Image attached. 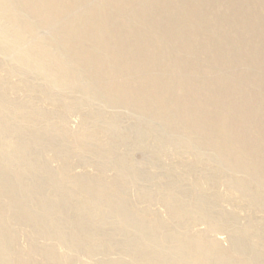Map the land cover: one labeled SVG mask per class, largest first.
Masks as SVG:
<instances>
[{"label":"rangeland","instance_id":"1","mask_svg":"<svg viewBox=\"0 0 264 264\" xmlns=\"http://www.w3.org/2000/svg\"><path fill=\"white\" fill-rule=\"evenodd\" d=\"M6 1L68 68L0 49V264H264V0Z\"/></svg>","mask_w":264,"mask_h":264},{"label":"bare ground","instance_id":"2","mask_svg":"<svg viewBox=\"0 0 264 264\" xmlns=\"http://www.w3.org/2000/svg\"><path fill=\"white\" fill-rule=\"evenodd\" d=\"M0 1L7 3L6 0H0ZM10 1H11L12 6L17 5V3L14 2V0H10ZM22 1L26 5L27 4L31 5L32 7H29L31 9L37 7L38 5H40L42 3H43V6L44 7L49 8V9H45L44 10V13L42 14V16H45V19L44 20H47V22H52V23L53 22H58V24L67 23L65 21V17L64 16H62V15L59 16V13L62 10H63L62 12H64L65 15L67 13V12L64 11L65 10V6L64 5L61 6L62 10H58V9H51L50 8V4L47 3V2H44V0L43 1H41V0H36V1L35 0H22ZM50 1L54 4L55 7H57V5L54 2V0H50ZM146 1L147 0H125L122 3V7H125L127 10H129L132 13L135 14V11L132 10V5H130L131 2L133 4L135 2L137 3V2H146ZM149 1H151V6L153 5V3L157 6V4H156L157 2L155 0H149ZM67 3L70 6H72V5L76 6L77 5V3H75V0H72V1L67 0ZM91 13H93V11H91L90 14ZM132 13H131V15H133ZM78 19H76V20H78ZM143 19H147V18L144 16ZM10 20L13 23L12 30L10 28H8V27H3L2 25H0V49L3 51V53H5L8 56H10L13 59H15L19 63L20 67H22V69H24V71H29V70H35L36 69L39 72H41L42 74H45L49 78H52V79L55 78L56 76H59L60 73H65L66 72V70L68 68L67 63L64 62V61H61V63H62L61 66L60 67H57L58 64H56L51 59V57H56V56H54V55L51 56L50 55V50L44 44L41 47V49L40 48H37V47H29V48H26L27 44H29V43H28V39H27L25 33L28 30L29 26L24 21V17H21L20 10L19 9L16 10V13H15L14 17H12V16L10 17ZM66 25H67L65 27L66 29H69V27H70V29L72 31H74V32H81L83 30V27L77 26L75 23H72L71 25L70 24H66ZM193 25L196 27L197 26L196 25V22H193ZM194 31H196V30L194 29ZM91 33L96 34L95 31H92ZM61 42H62V45H63L62 47H64L63 49H66L67 51H70V50L71 51H75L77 54H79L80 56H82V59H83L84 56L89 55L88 53H84L78 47L76 48L75 47L76 45H74L68 39L67 40L66 39L65 40L62 39ZM131 58L134 61H138L139 56L137 54H133V55H131ZM60 60H62V59H60ZM177 110H178V107H177L176 111ZM185 113L186 114H189L188 116L193 117V114H190V113H187V112H185ZM223 115H225V114H223ZM228 124H229V122L227 123L226 121H223L222 119H220V120H214L213 119V121L209 122L208 125L205 124V123L203 124L201 122L200 123L196 122V125L198 127L203 126L206 129L209 128L213 132H216L219 135L218 136L219 138L217 137L218 140L214 141V143L216 145H220L222 147L225 146L226 144L227 145H230V146L233 145V143L231 141V136H230V133H229V126H228ZM233 137H234V135H233ZM208 144H210V143L208 142ZM231 163H233L235 165L234 162H231ZM259 201H261V200H259ZM14 207L16 208V210L19 213H22V208H18L17 206H14ZM47 213L49 215H51V213H49V211H47ZM16 216H18L17 213L16 212L13 213V218H16ZM124 219H125L126 222H128V220L126 219V217ZM30 222H31V225H33L31 227H34L35 228L36 227L35 222H33V221H30ZM139 226H140V223H139ZM36 228H38V227H36ZM43 233L45 235H48V236H51V237L52 236L53 237L54 236H57L58 238H64L65 237V234L64 233H60V232H57V233H49V232L43 231ZM12 236H15V234L14 235L12 234ZM12 236H11V238H14ZM15 240H17V238ZM194 247L195 248L196 247L198 248V245H195L194 246V244H191L190 248H194ZM46 253H49V252H46ZM15 256L18 257L17 255H15ZM146 261L148 262L147 264H164V260L162 258H160V257H158V258L157 257H154V258L146 259ZM180 261L179 262H176V261L175 262H171V264H195V263H189V262L185 261V258H180ZM2 264H5V263H2ZM6 264H10V263L6 262Z\"/></svg>","mask_w":264,"mask_h":264}]
</instances>
